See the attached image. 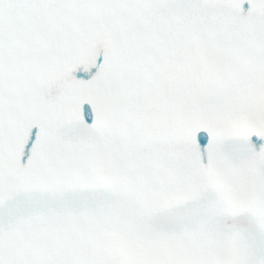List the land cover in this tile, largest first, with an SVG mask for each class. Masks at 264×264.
Returning <instances> with one entry per match:
<instances>
[{"label": "snow or ice", "instance_id": "obj_1", "mask_svg": "<svg viewBox=\"0 0 264 264\" xmlns=\"http://www.w3.org/2000/svg\"><path fill=\"white\" fill-rule=\"evenodd\" d=\"M0 264H264V0H0Z\"/></svg>", "mask_w": 264, "mask_h": 264}]
</instances>
